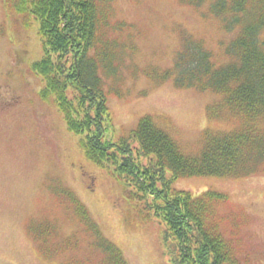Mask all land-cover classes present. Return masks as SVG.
<instances>
[{
  "label": "trees",
  "instance_id": "obj_1",
  "mask_svg": "<svg viewBox=\"0 0 264 264\" xmlns=\"http://www.w3.org/2000/svg\"><path fill=\"white\" fill-rule=\"evenodd\" d=\"M4 1L22 17L39 21L44 56L33 68L45 82L41 95L57 101L86 158L123 181L126 195L139 196L163 224L160 235L172 264H242L221 229L229 219L221 211L228 196L213 190L193 196L171 184L192 176L242 178L264 172V0H178L234 35L215 54L201 38L179 28L172 64L141 69L134 61V25L117 18L114 0ZM125 70L133 78L142 75L149 88L171 82L213 93L217 98L206 106L207 117L231 128L204 129L195 152H185L150 114L127 135L108 137V96L130 93L122 87ZM52 192L72 210L80 230L60 236L54 221L30 219L27 228L42 255L75 248L82 233L100 254L97 264H128L77 195L62 186Z\"/></svg>",
  "mask_w": 264,
  "mask_h": 264
},
{
  "label": "rangeland",
  "instance_id": "obj_2",
  "mask_svg": "<svg viewBox=\"0 0 264 264\" xmlns=\"http://www.w3.org/2000/svg\"><path fill=\"white\" fill-rule=\"evenodd\" d=\"M114 7L117 18L134 25L137 69L170 66L179 48V28L201 38L215 54L234 35L178 0H114ZM39 27L32 15L22 17L0 0V264H97L100 254L82 233L75 248L47 258L28 231L32 218L54 221L60 236L80 230L72 210L52 192L61 186L77 195L128 264H172L160 235L163 224L139 196L126 195L123 181L86 158L80 136L68 129L57 101L41 95L45 82L33 68L44 56ZM123 75L122 87L130 93L107 99V133L114 140L146 114L185 152L199 148L204 129L231 128L207 117L206 106L217 98L209 91L177 88L171 82L149 88L142 75L133 78L128 70ZM141 162L148 160L142 157ZM171 187L193 196L207 190L226 194L224 235L242 264H264V172L242 178L185 177Z\"/></svg>",
  "mask_w": 264,
  "mask_h": 264
}]
</instances>
